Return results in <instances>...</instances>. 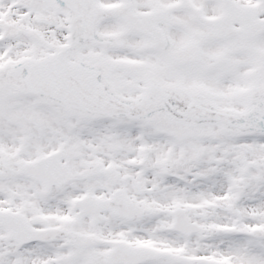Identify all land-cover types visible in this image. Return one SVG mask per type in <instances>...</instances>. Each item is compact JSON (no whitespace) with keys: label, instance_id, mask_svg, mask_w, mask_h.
Wrapping results in <instances>:
<instances>
[{"label":"snow or ice","instance_id":"1","mask_svg":"<svg viewBox=\"0 0 264 264\" xmlns=\"http://www.w3.org/2000/svg\"><path fill=\"white\" fill-rule=\"evenodd\" d=\"M0 264H264V0H0Z\"/></svg>","mask_w":264,"mask_h":264}]
</instances>
